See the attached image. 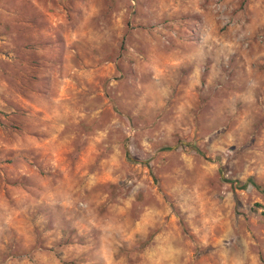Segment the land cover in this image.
Here are the masks:
<instances>
[{
    "label": "rangeland",
    "instance_id": "rangeland-1",
    "mask_svg": "<svg viewBox=\"0 0 264 264\" xmlns=\"http://www.w3.org/2000/svg\"><path fill=\"white\" fill-rule=\"evenodd\" d=\"M0 264H264V0H0Z\"/></svg>",
    "mask_w": 264,
    "mask_h": 264
},
{
    "label": "trees",
    "instance_id": "trees-1",
    "mask_svg": "<svg viewBox=\"0 0 264 264\" xmlns=\"http://www.w3.org/2000/svg\"><path fill=\"white\" fill-rule=\"evenodd\" d=\"M250 182V181H249ZM242 188H245L244 186H242Z\"/></svg>",
    "mask_w": 264,
    "mask_h": 264
}]
</instances>
